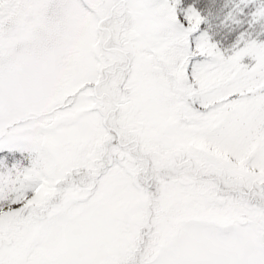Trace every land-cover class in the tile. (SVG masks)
I'll return each instance as SVG.
<instances>
[{"label":"snow or ice","instance_id":"1","mask_svg":"<svg viewBox=\"0 0 264 264\" xmlns=\"http://www.w3.org/2000/svg\"><path fill=\"white\" fill-rule=\"evenodd\" d=\"M0 264H264V0H0Z\"/></svg>","mask_w":264,"mask_h":264}]
</instances>
